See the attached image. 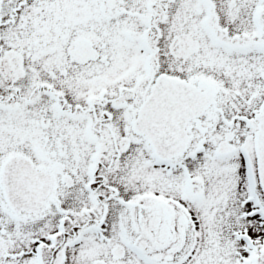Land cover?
Returning a JSON list of instances; mask_svg holds the SVG:
<instances>
[{
  "label": "snow or ice",
  "instance_id": "1",
  "mask_svg": "<svg viewBox=\"0 0 264 264\" xmlns=\"http://www.w3.org/2000/svg\"><path fill=\"white\" fill-rule=\"evenodd\" d=\"M0 264H264V0H0Z\"/></svg>",
  "mask_w": 264,
  "mask_h": 264
}]
</instances>
